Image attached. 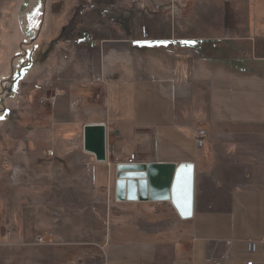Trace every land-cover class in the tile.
I'll list each match as a JSON object with an SVG mask.
<instances>
[{"label": "crops", "instance_id": "0c3cea01", "mask_svg": "<svg viewBox=\"0 0 264 264\" xmlns=\"http://www.w3.org/2000/svg\"><path fill=\"white\" fill-rule=\"evenodd\" d=\"M136 1L133 18L87 30L93 52L68 64L73 108L57 113L103 126L111 166L131 154L140 166L193 164V216L171 201H121L143 209L139 230L118 216L107 262L264 264L261 245L249 250L264 238V0ZM153 204L190 226L186 243L141 229L164 223Z\"/></svg>", "mask_w": 264, "mask_h": 264}, {"label": "rangeland", "instance_id": "374dc122", "mask_svg": "<svg viewBox=\"0 0 264 264\" xmlns=\"http://www.w3.org/2000/svg\"><path fill=\"white\" fill-rule=\"evenodd\" d=\"M134 2L0 0V264H108L118 216L139 230L143 209L118 206L116 167L84 148V116L57 113L73 108L68 64L93 52L91 27L133 18ZM148 210L164 223L141 229L186 243L191 228L168 206Z\"/></svg>", "mask_w": 264, "mask_h": 264}, {"label": "water", "instance_id": "95a60500", "mask_svg": "<svg viewBox=\"0 0 264 264\" xmlns=\"http://www.w3.org/2000/svg\"><path fill=\"white\" fill-rule=\"evenodd\" d=\"M106 152L97 158L107 159ZM115 185L117 201H171L181 218L193 216V164H121L116 168Z\"/></svg>", "mask_w": 264, "mask_h": 264}, {"label": "bare ground", "instance_id": "6f19581e", "mask_svg": "<svg viewBox=\"0 0 264 264\" xmlns=\"http://www.w3.org/2000/svg\"><path fill=\"white\" fill-rule=\"evenodd\" d=\"M86 127L84 129V148L100 155V152L105 149V129L98 125H87Z\"/></svg>", "mask_w": 264, "mask_h": 264}, {"label": "built area", "instance_id": "2783aa9c", "mask_svg": "<svg viewBox=\"0 0 264 264\" xmlns=\"http://www.w3.org/2000/svg\"><path fill=\"white\" fill-rule=\"evenodd\" d=\"M197 141H198V146L199 147H203L205 145V131L201 130L198 135H197ZM55 152L52 151L50 156H54ZM137 160L136 154H131L130 157H128L127 159H119L117 158L115 161L114 166L117 168L119 165L121 164H135ZM48 237V236H47ZM0 240H1V234H0ZM41 241H44V238H41ZM258 245L262 246V250L264 252V238L261 239L260 241H252L249 243V250L251 252H256ZM247 264H254L253 261L248 262Z\"/></svg>", "mask_w": 264, "mask_h": 264}]
</instances>
